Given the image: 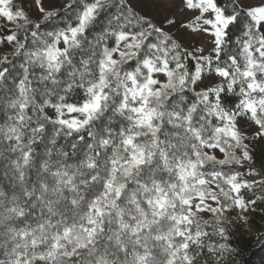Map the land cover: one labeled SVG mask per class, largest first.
Instances as JSON below:
<instances>
[{
  "label": "snow or ice",
  "instance_id": "1",
  "mask_svg": "<svg viewBox=\"0 0 264 264\" xmlns=\"http://www.w3.org/2000/svg\"><path fill=\"white\" fill-rule=\"evenodd\" d=\"M19 4L0 0V264H228L264 204V0Z\"/></svg>",
  "mask_w": 264,
  "mask_h": 264
},
{
  "label": "trees",
  "instance_id": "2",
  "mask_svg": "<svg viewBox=\"0 0 264 264\" xmlns=\"http://www.w3.org/2000/svg\"><path fill=\"white\" fill-rule=\"evenodd\" d=\"M1 24V23H0ZM2 56V55H0ZM253 216L264 215V204L258 202L255 206V211L250 212ZM214 218L207 220L211 222ZM263 230L261 234L250 241L241 242L235 235L231 225L229 226V231L231 233L229 244L235 249V252L228 260V264H264V224L262 225ZM201 254L206 259H214V256H209L207 250L201 251Z\"/></svg>",
  "mask_w": 264,
  "mask_h": 264
},
{
  "label": "rangeland",
  "instance_id": "3",
  "mask_svg": "<svg viewBox=\"0 0 264 264\" xmlns=\"http://www.w3.org/2000/svg\"><path fill=\"white\" fill-rule=\"evenodd\" d=\"M13 3L15 6L19 7V0H13ZM0 23L4 24V21L0 19ZM11 27V26H9ZM5 52L3 50V46H0V55H4ZM246 179H253L252 177H245ZM201 215L203 220H209L212 218L210 214H199ZM233 220L236 219V217L233 215ZM248 221L251 224V229L249 230L250 224L245 223L243 226L239 229L236 228V226L233 224L231 227L234 230V233L236 237L241 241H250L253 238L259 236L263 230L262 225L264 224V215L262 216H253L251 213L248 214ZM198 255L201 257L199 264H213L214 259H206L201 252L198 253Z\"/></svg>",
  "mask_w": 264,
  "mask_h": 264
}]
</instances>
